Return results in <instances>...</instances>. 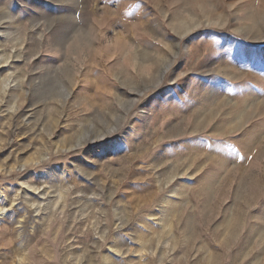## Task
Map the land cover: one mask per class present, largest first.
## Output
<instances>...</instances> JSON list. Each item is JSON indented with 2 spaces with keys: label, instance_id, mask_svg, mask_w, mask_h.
Segmentation results:
<instances>
[{
  "label": "rangeland",
  "instance_id": "obj_1",
  "mask_svg": "<svg viewBox=\"0 0 264 264\" xmlns=\"http://www.w3.org/2000/svg\"><path fill=\"white\" fill-rule=\"evenodd\" d=\"M1 204L0 264H264V0H0Z\"/></svg>",
  "mask_w": 264,
  "mask_h": 264
},
{
  "label": "bare ground",
  "instance_id": "obj_2",
  "mask_svg": "<svg viewBox=\"0 0 264 264\" xmlns=\"http://www.w3.org/2000/svg\"><path fill=\"white\" fill-rule=\"evenodd\" d=\"M3 208H4V206L1 204V205H0V210H2ZM4 219H5V218H4Z\"/></svg>",
  "mask_w": 264,
  "mask_h": 264
}]
</instances>
